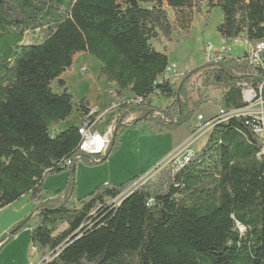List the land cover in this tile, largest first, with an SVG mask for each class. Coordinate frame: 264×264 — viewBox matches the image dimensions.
Here are the masks:
<instances>
[{
    "label": "trees",
    "instance_id": "obj_1",
    "mask_svg": "<svg viewBox=\"0 0 264 264\" xmlns=\"http://www.w3.org/2000/svg\"><path fill=\"white\" fill-rule=\"evenodd\" d=\"M203 6L221 8L217 30L224 40L244 36L255 44L264 38V0H0V209L24 195L35 203L0 250L29 223L42 264H264V152L253 119L216 121L183 167L162 169L121 203L115 200L138 177L103 183L74 200L78 161L66 162L78 153L79 123L50 131L75 111L81 121L92 110L88 98L74 100L62 78L79 53L95 56L101 75L116 86L119 122L101 161L120 146L122 120L130 113L139 115L128 124L154 131L190 122L198 103L185 85L199 72L201 98L213 86L221 90L218 107H244L238 83L264 81V68L250 63L249 52L207 61L186 71L180 84L162 78L169 57L151 41L188 31ZM127 91L140 101L129 102ZM154 96L171 103L159 108ZM62 171L70 178L51 197L44 179ZM59 223L67 227L55 233Z\"/></svg>",
    "mask_w": 264,
    "mask_h": 264
},
{
    "label": "rangeland",
    "instance_id": "obj_2",
    "mask_svg": "<svg viewBox=\"0 0 264 264\" xmlns=\"http://www.w3.org/2000/svg\"><path fill=\"white\" fill-rule=\"evenodd\" d=\"M143 6L150 7L151 5L143 4ZM170 18L172 21L175 19V13L172 10H170ZM222 20L223 12L219 6L213 7L209 12L208 8L203 6L202 11L195 14L188 31L184 32L178 28L172 35L171 41L155 39L151 43L159 51L168 55L170 63L178 64L181 72L201 67L208 61L204 50L205 46L212 44L219 49L224 41L217 30ZM31 35V32L27 34V41H31ZM228 44L231 47V55L236 57L243 56L251 48L244 36L237 41H230ZM82 55L83 57L74 63L71 70L66 71L64 79L76 102L86 97L94 104L95 109L102 116L97 128L99 131H103L113 119L116 118L115 126L119 122L117 112L114 113L110 110L115 99L108 93L116 86L101 75V62L95 56L89 53H82ZM84 67L87 69L85 72L82 71ZM184 73L175 80L177 84L183 80ZM197 83L195 75L186 82L188 97L192 103H198L196 115L203 114L206 118H210L218 109L217 102L221 98V90L211 86L206 97L201 98L204 87L203 84L202 87H198ZM53 89L57 92L60 91L56 82L53 84ZM126 97L131 99L133 94L127 91ZM154 101L159 108H164L171 103V100L163 96H154ZM132 114L135 115L133 116L135 118L136 114L139 115L138 112L130 113L122 120V128L119 130L120 146L111 152L107 160L94 162L90 158H82L77 162V169L72 177V181L75 183L73 198L76 202L98 185L103 184L104 181L120 184L135 177H138L137 181L150 178L156 168L166 162L164 158L169 149L174 146V143L187 137L191 132V125L196 122L194 117L176 130L154 131L145 123L135 126L126 123V119ZM155 115L158 116L159 113L157 112ZM134 119L132 118V120ZM78 122V115L75 111L67 121L53 124L50 131L55 135ZM206 139L207 136L197 143L198 149ZM150 166L152 171L146 174V170ZM69 178V171L50 173L45 177L43 186L46 190H51L53 193L51 197H54L58 190L65 188ZM119 200L120 198H117L115 202H119ZM34 204L30 195H24L10 206L5 207L0 212V235H4V237L10 235L18 223L31 215ZM66 227L67 224L59 223L55 233ZM40 257L41 253L36 252L30 242L29 223L0 250V264H34Z\"/></svg>",
    "mask_w": 264,
    "mask_h": 264
},
{
    "label": "built area",
    "instance_id": "obj_3",
    "mask_svg": "<svg viewBox=\"0 0 264 264\" xmlns=\"http://www.w3.org/2000/svg\"><path fill=\"white\" fill-rule=\"evenodd\" d=\"M238 39H235L234 41H237ZM228 42L229 41L224 40L219 49L215 48L212 44L206 45L204 50L207 55V60L217 62L220 61L225 54L230 53L231 47ZM246 42L248 43L247 40ZM249 45L251 47L249 51L250 63L255 66L264 68V38L255 44ZM86 70V67L82 69L83 72H85ZM182 75L183 73L180 72L178 64L170 63L166 71L162 75V78L170 79L175 82V80ZM195 78L198 80L197 86L202 87L201 72L195 74ZM238 86L242 88L243 101L246 105L244 107L233 109L227 112L218 107L217 111L210 118H206L203 114L196 115V122L193 125L190 143L186 147L181 149L176 154V156L169 160V162L167 163L169 166L176 165L178 168L183 167L195 152L193 149L194 144L209 133V131L215 125L216 121L225 120L229 117L243 116L253 119L252 123L254 125V131L263 140L264 152V98L262 96L264 81L258 87H254L252 86V84L243 81L239 82ZM114 90L111 89L108 91V93L113 97ZM127 100L134 103L140 101L135 99L134 97H132L131 99L127 98ZM117 105L118 101L115 99V101L111 105L110 110L115 113ZM101 119L102 116L96 110L92 109L90 114L79 122V132L82 139L79 144L78 153L73 158L68 159L66 162L67 164H72L74 160L79 161L80 159H82L83 155L93 157L91 160L94 162L100 161V157L107 154L113 141L114 131L116 130V126L114 125L116 118L113 122L108 124V127L105 130L99 131L97 126ZM130 121H126V123H130ZM158 173L159 169H156V171L150 175V178L154 177ZM105 186L110 185L106 183ZM7 238L8 235L5 237L4 235H0V245Z\"/></svg>",
    "mask_w": 264,
    "mask_h": 264
},
{
    "label": "crops",
    "instance_id": "obj_4",
    "mask_svg": "<svg viewBox=\"0 0 264 264\" xmlns=\"http://www.w3.org/2000/svg\"><path fill=\"white\" fill-rule=\"evenodd\" d=\"M83 57V55H82V53H79L77 56H76V58H75V61H74V63L77 61V60H79L80 58H82ZM74 65V64H73ZM181 72V71H180ZM184 72H186V71H182L181 73H184ZM66 73V72H65ZM65 73L63 74V76H62V78L64 79V77H65ZM65 80V79H64ZM66 81V80H65ZM67 83V82H66ZM220 95H221V93H220ZM221 97V96H220ZM91 107H92V109L93 110H96L95 109V106H94V104L93 103H91ZM97 112H98V110H96ZM99 113V112H98ZM132 116V117H131ZM130 117H128L127 119H126V121L128 122V121H130V120H132V118L134 119L135 117H133V116H135V115H131ZM138 117V115L136 114V118ZM78 120H79V122H80V119L78 118ZM114 121V119L111 121V122H113ZM78 122V123H79ZM77 123V124H78ZM194 124H195V122H193ZM194 124H192L191 125V132H192V130H193V125ZM105 130V129H104ZM191 132L187 135V137H185V138H183L180 142H176V143H174V146H172V148H170L169 149V151L165 154L166 156H165V160H166V162L162 165V166H160V167H158V168H156V169H159V171H161L162 169H164V168H166V167H168L169 165L167 164L168 162H169V160L170 159H172L174 156H176V154L181 150V149H183L184 147H186L189 143H190V138H191ZM207 136V135H206ZM205 137V136H204ZM204 137H202L200 140H198L195 144H194V146H193V149H194V151H196V150H198V148H197V143H199V141H201ZM207 140V139H206ZM206 142V141H205ZM204 144H202V146H203ZM201 147V146H200ZM151 167V166H150ZM150 167H148L147 168V170H146V174H149V173H151V171H152V167L150 168ZM157 175V174H156ZM156 175L154 176V177H152V178H148V179H146V180H144V181H142V180H140V181H137L134 185H132L131 187H129V189L126 191V192H124V194L121 196V197H123V196H125L127 193H129V192H131L132 190H134L135 188H137L138 186H140V185H142L143 183H145L147 180H149V179H154L155 177H156ZM104 184H106V183H108L110 186L112 185V184H114V183H112V182H110V181H104L103 182ZM120 197V198H121ZM25 232H27V230L25 229ZM33 246V245H32ZM33 249L36 251V252H39V250L36 248V247H34L33 246ZM42 261H43V259H42V257H40V259L38 258V260L34 263V264H41L42 263Z\"/></svg>",
    "mask_w": 264,
    "mask_h": 264
},
{
    "label": "water",
    "instance_id": "obj_5",
    "mask_svg": "<svg viewBox=\"0 0 264 264\" xmlns=\"http://www.w3.org/2000/svg\"><path fill=\"white\" fill-rule=\"evenodd\" d=\"M122 202V200L119 202V203H121ZM43 262V261H42ZM42 264V263H41Z\"/></svg>",
    "mask_w": 264,
    "mask_h": 264
}]
</instances>
